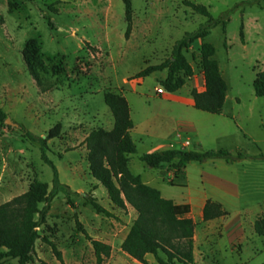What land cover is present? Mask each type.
<instances>
[{
    "label": "rangeland",
    "instance_id": "obj_1",
    "mask_svg": "<svg viewBox=\"0 0 264 264\" xmlns=\"http://www.w3.org/2000/svg\"><path fill=\"white\" fill-rule=\"evenodd\" d=\"M188 3L206 6L210 18L225 23L184 51L193 74L184 76V85L173 93L191 97L193 88H203L199 48L209 42L227 84L217 114L172 100L164 89L160 93L166 70L129 79L147 65L170 58L176 40L208 20ZM131 18L126 38L122 0H0V108L15 124L0 121V204L24 192L33 180L51 189V169L41 160L38 145L23 139L19 125L45 137L60 123L59 135L47 140V155L60 181L77 192L70 196L75 208L61 192L51 199L28 264H96L92 245L76 220L91 238L110 244L102 264H142L120 247L133 209L109 201L86 159V135L113 126L105 102L109 92L124 95L130 108L136 146L129 155L130 170L164 198L191 205L193 264H262L264 235L257 234L253 224L264 219V157H257L264 152V96L255 95L252 83L264 70V0H131ZM31 40L42 61V66L34 62L38 79L24 56ZM183 121L192 123L194 136L170 134ZM187 137L186 149L241 152L246 157L232 163L222 158L191 161L178 177L172 164L152 168L140 160L155 146L179 147ZM87 196H94L112 215L96 213ZM207 200L219 203L224 214L203 220ZM44 237L55 243L62 262ZM159 256L165 258L161 251ZM149 258L158 264L153 255ZM1 264L19 263L5 258Z\"/></svg>",
    "mask_w": 264,
    "mask_h": 264
},
{
    "label": "trees",
    "instance_id": "obj_2",
    "mask_svg": "<svg viewBox=\"0 0 264 264\" xmlns=\"http://www.w3.org/2000/svg\"><path fill=\"white\" fill-rule=\"evenodd\" d=\"M122 2L126 19L124 36L127 38L131 30V0H122ZM188 5L196 12L207 16L208 20L195 31L186 32L176 40L170 58L158 64L147 65L129 79L142 80L155 71L166 70L165 78L159 83L162 89L173 93L184 85V76L190 77L193 74L192 66L187 61L184 51L190 48L193 41L206 37L212 27L220 22L225 23V20L210 18V13L204 5L192 3ZM240 37L242 38V31ZM199 52L204 83L201 90L193 88L190 92L193 107L217 114L223 108L227 84L221 76L218 62L213 58L215 54L213 45L204 42ZM24 56L31 74L38 79L34 62L42 66V61L36 41L31 40L26 44ZM180 72L183 76L179 75ZM252 85L256 96H264V70L256 74ZM105 102L111 110L113 126L108 130L93 129L86 135V159L90 174L105 188L109 201L121 209L126 208L128 204L136 211V217L120 244L121 250L142 264H147L145 259L147 254H152L158 264H193L195 223L190 216V204L176 203L164 198L159 189L145 183L139 174H134L130 170L129 155L136 151V146L131 136L133 121L128 102L124 95L116 92L107 93ZM5 118L6 114L0 108V121L4 122ZM18 128L23 139L38 145L41 160L50 167L51 189L46 182L33 180L24 192L0 204V264L5 258H16L19 264H28L32 260L35 241L39 238L37 228L45 222L51 199L61 192L68 203L75 208L70 196L77 194L60 181L57 168L47 155L49 150L47 140L59 135L60 123L51 127L45 137L36 135L21 125ZM244 157L246 155L241 152L232 154L225 150L172 147L143 153L140 155V160L152 168L172 164L174 176L178 177L184 176L183 169L191 161L222 158L232 163ZM257 157H264V152H260ZM85 200L96 213L112 215L94 196H87ZM40 204L43 206L40 207ZM223 214L224 211L219 203L207 200L202 207L203 220L217 218ZM76 224L77 229L83 231L90 241L96 264H102L110 255V244L91 238L78 220ZM253 228L257 234L264 235V219L257 218ZM43 239L51 247L56 259L62 262V254L55 243L47 237ZM160 251L165 258L159 256Z\"/></svg>",
    "mask_w": 264,
    "mask_h": 264
},
{
    "label": "crops",
    "instance_id": "obj_3",
    "mask_svg": "<svg viewBox=\"0 0 264 264\" xmlns=\"http://www.w3.org/2000/svg\"><path fill=\"white\" fill-rule=\"evenodd\" d=\"M168 95V98L172 99V100H175L177 102H180L182 104H185V105H190V106H193V98L192 97H189V96H185V95H177L175 93H166ZM171 135H174V136H178V137H182L183 134H186V136H194L195 135V128L194 126L192 125V123H189V122H179L176 126V128H174L172 130V132L170 133ZM188 136V137H189ZM188 137L186 139H184L183 141H180L179 142V147H186L187 145L190 144V140L188 139ZM186 141H188V143H186ZM160 147L159 146H155V149L154 150H158ZM153 150V151H154ZM184 170V169H183ZM142 178V177H141ZM143 180V179H142ZM144 181V180H143ZM145 182V181H144ZM147 183V182H145ZM148 184V183H147ZM190 204V203H189ZM204 205V204H203ZM202 205V207H203ZM127 207H131L130 205L127 204ZM191 207V205H190ZM132 208V207H131ZM133 209V208H132ZM134 211V218L136 217V211L133 209ZM192 211V209H191ZM191 211H190V216H191ZM202 213V211H201ZM192 217V216H191ZM128 232V230H127ZM126 232V233H127ZM126 235V234H125ZM125 237V236H124ZM123 237V238H124ZM123 238L121 239V242L123 240ZM152 255V254H150ZM145 259L146 261L148 262V264H153L152 261H151V258H149V254H147L145 256Z\"/></svg>",
    "mask_w": 264,
    "mask_h": 264
},
{
    "label": "water",
    "instance_id": "obj_4",
    "mask_svg": "<svg viewBox=\"0 0 264 264\" xmlns=\"http://www.w3.org/2000/svg\"><path fill=\"white\" fill-rule=\"evenodd\" d=\"M5 122H6V123H11V124H14V123H12V121L10 120V118H9V117H6V118H5ZM14 125H15V124H14Z\"/></svg>",
    "mask_w": 264,
    "mask_h": 264
},
{
    "label": "built area",
    "instance_id": "obj_5",
    "mask_svg": "<svg viewBox=\"0 0 264 264\" xmlns=\"http://www.w3.org/2000/svg\"><path fill=\"white\" fill-rule=\"evenodd\" d=\"M158 91H159L160 93H162V92H163L162 87L158 88ZM186 143H188V141H186Z\"/></svg>",
    "mask_w": 264,
    "mask_h": 264
}]
</instances>
